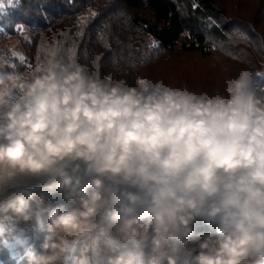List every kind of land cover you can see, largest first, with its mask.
<instances>
[{
  "label": "clouds",
  "instance_id": "1",
  "mask_svg": "<svg viewBox=\"0 0 264 264\" xmlns=\"http://www.w3.org/2000/svg\"><path fill=\"white\" fill-rule=\"evenodd\" d=\"M258 76L241 70L208 95L113 82L74 61L28 76L0 66V191L27 192L15 211L30 221L38 210L54 237L105 231L133 249L151 241L164 264H264ZM197 221L211 231L196 233ZM63 253L46 238L29 264H62ZM109 264H133V254Z\"/></svg>",
  "mask_w": 264,
  "mask_h": 264
},
{
  "label": "trees",
  "instance_id": "2",
  "mask_svg": "<svg viewBox=\"0 0 264 264\" xmlns=\"http://www.w3.org/2000/svg\"><path fill=\"white\" fill-rule=\"evenodd\" d=\"M226 1L22 0V7L14 15L0 17L7 51L0 66L5 72L28 76L50 62L74 61L102 79L111 77L113 82L125 81L131 86H136L139 79L148 86L163 83L200 94L222 93L226 82L241 70L254 75L264 73V0H258L259 12L249 14L239 9L250 0L229 3L236 12ZM251 14L252 17L248 16ZM17 25H22V30ZM13 52L23 56L24 61L13 56ZM177 56L197 57L207 65L220 61L219 80L216 76L203 79L195 71L197 74L185 71L177 78H167L158 72L169 58ZM256 83L264 85V75L256 77ZM34 191L46 192L53 204L64 203L59 192H49L45 186ZM27 199L28 193L20 192L4 200L9 202L7 215L12 222L10 232H0V264H29V253L33 249L38 251L49 236L46 224L37 223L38 210L32 209L30 221H24L15 211ZM25 223L33 226L36 233L35 238L26 239L27 248L16 246L15 239L16 235H22L18 227ZM110 224L109 218L106 226ZM194 230L211 231L199 221ZM89 240L92 244L99 240L107 245L101 264H109L110 256L127 257L129 253L133 254V264H164L166 259L154 251L151 241L139 249L125 248L111 233L98 231L75 239L73 244L78 245L71 255V264H76L80 247Z\"/></svg>",
  "mask_w": 264,
  "mask_h": 264
},
{
  "label": "rangeland",
  "instance_id": "3",
  "mask_svg": "<svg viewBox=\"0 0 264 264\" xmlns=\"http://www.w3.org/2000/svg\"><path fill=\"white\" fill-rule=\"evenodd\" d=\"M228 2L227 4H233L235 5V1H226ZM234 2V3H233ZM259 1L258 0H250L247 2H243V7L241 9H239V11H243V14H249L252 12H259V6H258ZM233 5H229V8L232 9L233 12H236L231 6ZM264 12V11H263ZM254 13V14H255ZM245 14V15H246ZM253 14L248 15L250 17H252ZM6 44L5 42V38L2 35V30L0 28V61L2 56H5L7 53V51L5 50L4 45ZM216 62V64H215ZM215 62H209L208 65L204 62H202L200 59H198L197 57H192V56H182V57H172L169 58V61L167 63H164L161 68H158V72L160 74H162L163 76L167 77V78H177L183 76V73L185 71H187V73L189 74H197L200 73L203 76L201 78L203 79H207L209 77L213 78L214 76H216L215 79L219 80V76H221V72L219 70V68L221 67V62L220 61H215ZM217 65V66H215ZM197 73H195V72ZM199 75V74H198ZM200 76V75H199ZM38 183V182H33V184ZM21 229V234L22 235H16L15 239H16V246L22 245L25 248H27L26 246V239L31 238L33 239V237H36V233L34 230V227L31 226L28 223H25L24 225H22L21 227H18ZM3 232V231H0ZM82 236H74V235H68V234H61V236H51L49 234L48 239L51 242H55V243H59L62 245V247L65 249V243H67L68 245H73V242L75 241V239L81 238ZM78 245V243H77ZM75 244V247L77 246ZM106 248L107 245L101 243L99 240H97V242H94L93 244L90 242V240L88 241V243L83 244L80 247V251L79 254L80 258L79 260L76 262V264H80V261L82 260H86L88 261V264H94L95 261L98 262V264H101L102 258L105 255L106 252ZM75 251V248L71 251L66 252L64 250L63 253V259H62V264H65V258H68V264H71L72 262V257L71 255H73V252Z\"/></svg>",
  "mask_w": 264,
  "mask_h": 264
},
{
  "label": "snow or ice",
  "instance_id": "4",
  "mask_svg": "<svg viewBox=\"0 0 264 264\" xmlns=\"http://www.w3.org/2000/svg\"><path fill=\"white\" fill-rule=\"evenodd\" d=\"M20 7H22V0H0V17L3 16H10V15H14L15 11H18L20 9ZM193 7H196V5H193ZM6 8H12L14 9L13 12H8L6 11ZM0 23H2V21H0ZM16 28L18 30H22L23 26L22 25H17ZM155 43H153V47H155ZM13 56H19V59L21 61H24V57L20 56L18 53L13 52ZM260 75H264V73L260 74ZM0 231H2V229H0ZM75 248V244L73 245H68L67 243H65V251H71ZM65 264H68V258H65ZM80 264H88V261L86 260H82L80 261ZM94 264H98L97 261L94 262Z\"/></svg>",
  "mask_w": 264,
  "mask_h": 264
},
{
  "label": "built area",
  "instance_id": "5",
  "mask_svg": "<svg viewBox=\"0 0 264 264\" xmlns=\"http://www.w3.org/2000/svg\"><path fill=\"white\" fill-rule=\"evenodd\" d=\"M3 191H0V194ZM9 207L8 201H2L0 203V229H2L3 232H10V224H11V218L9 215H7Z\"/></svg>",
  "mask_w": 264,
  "mask_h": 264
},
{
  "label": "water",
  "instance_id": "6",
  "mask_svg": "<svg viewBox=\"0 0 264 264\" xmlns=\"http://www.w3.org/2000/svg\"><path fill=\"white\" fill-rule=\"evenodd\" d=\"M45 185L43 184H40L39 182L38 183H35L33 184V190H38V189H41L43 188ZM20 192H23V191H19L17 189H12V190H9V191H3L1 194H0V203L2 201H4L6 198H8L9 196L11 195H14V194H17V193H20Z\"/></svg>",
  "mask_w": 264,
  "mask_h": 264
}]
</instances>
